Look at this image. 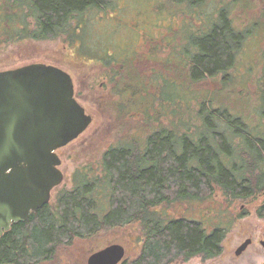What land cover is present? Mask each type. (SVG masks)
Listing matches in <instances>:
<instances>
[{"label": "trees", "instance_id": "16d2710c", "mask_svg": "<svg viewBox=\"0 0 264 264\" xmlns=\"http://www.w3.org/2000/svg\"><path fill=\"white\" fill-rule=\"evenodd\" d=\"M198 1L170 0L182 3L178 12L186 13L184 4L191 6V14ZM112 2L0 0V51L21 40L68 37L67 43L71 45L72 40L78 39L79 33L85 28L81 26L83 17L91 15L98 18V12L107 10ZM232 2L242 8L244 19H241L248 25L252 23L254 14L264 20V8L254 11L248 7L247 0ZM260 4L264 7V0H260ZM246 9L253 12L246 14ZM228 11L227 17L225 12H221L216 15L218 19H213L211 15L212 20L209 15L205 23L199 21L203 26L196 27L194 35L189 33L185 42L188 45H181V67L186 58L188 71L184 77H180L183 84L186 80L190 82V79H198L202 75H223L221 87L214 94L221 107H214L216 100L205 96L197 101L196 117L199 125L190 135L172 129L153 131L148 127L142 128L148 126L151 108L155 110L157 104L161 109L171 106L168 101L175 95L170 87L177 86L171 79L160 85L162 79L156 73L157 64L150 73H146L144 64L155 61L144 54V43L134 40V58H138L129 65H116L114 60L105 62L98 59L104 70L109 71L113 67L112 73L110 71L107 76L112 85L111 101L115 99L114 103L120 112V102L126 99L119 100L116 83L124 77L128 81L131 79L134 83H130L134 87L137 79L142 78L136 89L140 101L144 103L139 107L144 116L138 119L140 124L137 123L141 131L130 129L128 132H148L147 136L143 135V148L139 146L140 138H130L126 134L127 141L133 145L106 150L96 173L89 170L74 174L72 190L59 193L53 205H45L26 222L13 224L3 234L0 238V264H39L49 261L60 246L69 244L75 238H91L134 223L139 224L144 242L138 257L122 264H172L187 262L198 256L204 259L218 257L227 234L226 228L206 229L200 220L182 217L183 211L176 216L164 211L171 208L176 210L175 207L179 206L185 207L184 210L192 209L196 202L212 199L217 190L222 192L227 203L262 196L263 200L255 214L264 218V98L260 122L257 123L260 130L247 125L252 119L241 123L234 118L239 115L253 118L256 113L250 111V105L245 114L239 113L237 102L234 101L235 98L243 100L244 95L239 97L237 93V97H233L234 93L226 91L238 77V50L242 41L240 31L236 32L232 28ZM231 11L233 8L230 9L232 16ZM72 34L75 38L69 37ZM153 51H156L154 54L157 57L159 51L150 49V53ZM127 57L125 55L121 60L125 62ZM107 59L111 60L109 57ZM223 87L225 90L221 91ZM261 95L264 96L263 90ZM126 102L132 105L134 101ZM222 155L228 156V167L222 162Z\"/></svg>", "mask_w": 264, "mask_h": 264}, {"label": "rangeland", "instance_id": "374dc122", "mask_svg": "<svg viewBox=\"0 0 264 264\" xmlns=\"http://www.w3.org/2000/svg\"><path fill=\"white\" fill-rule=\"evenodd\" d=\"M232 1L199 0L192 8L191 14L189 12L191 6L184 4L186 13L178 12L182 3H173L170 0H113L107 10L98 12V18L91 15L83 17L81 26L85 28L79 33L78 39L72 40L71 45L67 43L68 37L37 41L21 40L0 51V72L30 64H45L68 73L73 82L74 98L92 118L90 126L83 134L56 151L61 160L59 170L63 174V181L51 192L50 205L56 202V196L59 193L72 190L74 174L89 170L96 173L100 168L102 154L106 150L132 144L127 141L126 134L130 135V138H140L139 146L143 148V135L147 136L148 132L146 130L144 133L138 132L141 131L140 125H137V123L140 124L138 119L144 116L139 107L144 103L140 101L136 90L142 78L137 79L134 87L130 83L132 80L128 81L124 77L116 83L119 100L126 99L120 102L122 103L121 111L126 112L122 114L114 103L115 99L111 101L112 85L107 74L113 70V67H110L109 71L104 70L102 63H98V59H101L105 62L114 60L116 65L121 63L129 65L132 60L135 61L138 58H134V40L138 39L144 43L142 46L144 54L148 58L153 57L151 60L155 61V64H144L147 67L146 73H150L157 64L156 73L162 79L160 85H163L161 82L166 83L168 79L173 80V84L177 85L174 88L170 87L175 95L168 101L171 106L161 109L157 104L155 110L154 107L151 108L148 112L150 115L148 126L144 125L142 128L148 127L154 129L153 131L172 129L190 135L195 126L199 125L196 117L197 101L204 96L216 100L214 94L221 87L223 75L218 74L213 77L202 75L198 79H190V82L184 80V85L180 77H184L185 72L188 71L186 58H184L183 68L181 67V45L187 44L185 42L186 38H189V33L194 35L195 28L203 26L199 24V21L205 23L209 15H212L213 19H218L216 15L221 12H225L227 17L229 9L228 18L231 20L232 28L236 32L240 31L242 41L238 50L240 58L238 77L226 91L230 90L229 93H234L233 97L237 93L239 97L244 95L243 100L238 101V98H235L234 101L237 102L239 113L245 114L248 105L251 107L250 111L256 113L253 118L251 116L245 118L243 115L236 118L235 113L232 116L239 119L241 123L252 119L247 125L252 129L260 130L257 123L260 122L264 98L261 95V91L264 92V20L258 14L257 16L254 14L252 23L248 25L243 22L242 8H238L236 2ZM247 1L248 7L254 11H257V8L258 11L264 8L260 0ZM231 8H233L232 16ZM252 10L244 11V13H252ZM69 37H73V34ZM152 48L159 51L157 57L154 54L156 51L150 53ZM125 55L128 57L124 62L121 59ZM108 57L111 60L107 59ZM188 64L190 65L189 60ZM224 90L225 87L221 89V91ZM129 100L134 101L132 105L127 104L126 101ZM213 106L221 107L217 100L214 101ZM228 112L232 114L230 110ZM130 129L138 131L132 135L128 132ZM221 159L228 167L230 161L228 156L222 155ZM262 200V196H256L244 201L227 203L222 192L217 190L212 195V199L208 198L202 203L196 202L192 205V209L184 210L183 206H173L176 210L171 207L169 211L164 210L173 216L183 211L182 217L198 219L206 229L220 227L227 230L221 243V254L218 257L204 259L198 256L187 262L177 261L172 264H264V249L260 245V242L264 241V218H259L255 214ZM247 239H250L252 243L242 255L237 257L236 249ZM143 242L144 237L141 235L139 224L134 223L91 238H75L69 244L60 246L51 260L39 264H86L90 255L113 244L124 248V260L129 263L138 257Z\"/></svg>", "mask_w": 264, "mask_h": 264}, {"label": "water", "instance_id": "95a60500", "mask_svg": "<svg viewBox=\"0 0 264 264\" xmlns=\"http://www.w3.org/2000/svg\"><path fill=\"white\" fill-rule=\"evenodd\" d=\"M92 122L74 98L68 73L30 64L0 72V238L49 204L63 181L56 151L76 140ZM251 240L235 251L242 255ZM264 249V241L260 242ZM125 250L113 244L86 264H119Z\"/></svg>", "mask_w": 264, "mask_h": 264}, {"label": "flooded vegetation", "instance_id": "af4514ba", "mask_svg": "<svg viewBox=\"0 0 264 264\" xmlns=\"http://www.w3.org/2000/svg\"><path fill=\"white\" fill-rule=\"evenodd\" d=\"M264 13V12H263ZM18 224V223H17ZM12 226V225H11ZM11 228V227H10ZM252 243V242H251ZM100 251V250H99ZM98 252V251H97ZM124 257H125V254H124ZM124 257L123 259L121 260V262L119 264H122L125 260H124Z\"/></svg>", "mask_w": 264, "mask_h": 264}]
</instances>
